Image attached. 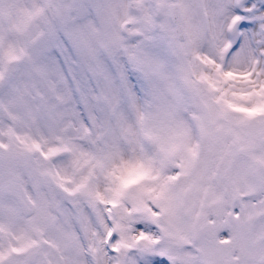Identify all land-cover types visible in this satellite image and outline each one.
Masks as SVG:
<instances>
[{
	"label": "snow or ice",
	"instance_id": "snow-or-ice-1",
	"mask_svg": "<svg viewBox=\"0 0 264 264\" xmlns=\"http://www.w3.org/2000/svg\"><path fill=\"white\" fill-rule=\"evenodd\" d=\"M0 264H264V0H0Z\"/></svg>",
	"mask_w": 264,
	"mask_h": 264
}]
</instances>
